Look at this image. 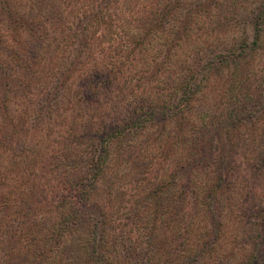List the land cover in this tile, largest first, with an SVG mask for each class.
<instances>
[{
    "label": "trees",
    "instance_id": "trees-1",
    "mask_svg": "<svg viewBox=\"0 0 264 264\" xmlns=\"http://www.w3.org/2000/svg\"><path fill=\"white\" fill-rule=\"evenodd\" d=\"M11 1L0 0V264H200L204 248L213 249L217 244L196 238L194 223L185 209L189 200L193 205L198 201L196 189L191 188L190 170L210 163L217 175L224 171L232 161L234 129L238 128L239 136L240 124L252 118L259 107L250 97L223 114L215 128L189 113L195 106L193 97L209 79H220L229 69L234 70V79L237 75L240 80L248 77L243 76L245 64L264 49V0H229L227 7L224 0H185L176 18L184 0H146V5L139 8L135 6L140 0ZM29 2L40 13L50 10L57 16L34 18L25 8ZM20 4L24 9L18 7ZM70 15L75 16L74 22ZM115 22L122 23L116 34L125 42L121 52L113 50L111 31L117 27ZM207 29L210 34L216 32L211 41ZM225 30L231 36L226 45L217 40V31ZM159 33L163 44L155 54L158 58L165 55L167 61L176 59L174 69L163 63L165 70L173 69V75L165 80L166 99L158 103L156 93L150 91L137 96L123 111L110 109L107 117L96 112L91 117L92 109L96 111L91 90L97 87L110 93L124 70L133 71L125 76L128 84L136 82L133 93L141 90L144 80L158 78L162 65L155 64V72L150 74L151 53L147 51ZM39 69L47 70L46 78L37 76ZM77 72V80H72ZM69 83L77 85L75 101L74 96L67 95L73 88ZM58 108H62V114H70L72 141L68 145L58 141L56 152L61 159L52 147L49 156L56 161L46 164L41 156L48 153L39 151L38 156L21 141L27 139L24 119L33 113L42 120L40 114L58 113ZM84 116H89L86 125ZM153 125L159 129L158 136L143 138L147 142H142L137 156H144L148 141H161L167 148L156 156L151 168L161 167L172 156L177 171L169 176L170 183L160 188L157 185V190H151V181L142 184L132 179L138 190L133 206H114L108 195L120 190L115 183L121 172L114 170L111 181L106 182L108 165H114L110 159L105 162L107 145L116 139L148 137V126ZM202 127L206 134L210 132L207 138L201 137ZM199 129V136H195ZM216 135L220 148L214 155L210 148ZM80 146H90L89 151L78 149L71 156L68 147ZM117 151L114 148L113 153ZM12 171L22 178L13 191L2 181L3 175L9 176ZM223 183L219 177L202 197V220L206 224L202 233L213 228L214 236L220 234L221 220L211 214V204L217 189H224ZM174 193L177 210L165 206L172 203ZM149 206L152 221L158 225L150 227L149 233L159 234L158 228L168 229L177 222L180 231L172 248L177 256L141 226ZM129 233L133 235L129 237Z\"/></svg>",
    "mask_w": 264,
    "mask_h": 264
},
{
    "label": "rangeland",
    "instance_id": "rangeland-1",
    "mask_svg": "<svg viewBox=\"0 0 264 264\" xmlns=\"http://www.w3.org/2000/svg\"><path fill=\"white\" fill-rule=\"evenodd\" d=\"M13 1L14 0H12L11 3ZM223 2H225L226 7L227 4L229 6V0H224ZM146 3V0L144 2L140 0L135 7H142L144 6V4L146 5ZM28 4L27 6H25V8L34 18L37 16L48 15L57 16V12L55 11H53L52 13L49 10L46 11L47 13L43 12L45 13L43 14L42 12L40 13L39 11H37L30 2ZM184 5L185 0L184 2L182 1L180 3L177 12L174 15L175 18L179 16L180 12H182ZM20 6L21 4L18 5V7ZM20 8H23V6H21ZM103 14V16H105V13ZM3 16H7L6 13H4ZM151 16H153V14H150L149 17ZM69 18H72L70 20L71 22H74L75 16H71ZM39 20L44 21V19L42 18ZM101 24L102 23L100 21L99 27H101ZM120 24L122 23L115 22V25L117 27L115 29L113 28L111 31L112 37L115 39L113 50H116L118 52L123 51L124 47H122V45H125L124 39H121L120 36H116L119 31L118 26ZM209 32V30L206 31L207 37L211 41L216 32L214 34H210ZM217 32L219 34L217 40L223 42L226 45V42H229V38H231V36L228 35V31L225 30L223 32ZM233 32L238 33L236 29H234ZM157 35L158 36H155V38L152 40V44H150V48L147 52L151 53L149 56L150 61H148L150 74L155 72V64L162 65V71L158 74V78L156 80H144L141 87V90L143 89V92L139 90L137 93H133L136 82L132 80L130 84H128V78L125 77L127 75V72H130L131 74L133 73L131 69L124 70L120 78L113 82L110 93L108 92L109 90H98L97 87L94 88L93 85H91L92 88H94V90H91L93 93V107L96 109V111H94L93 109L92 112L90 111L91 117L92 113L94 112L99 114L103 113L101 117H107L109 115L106 113V111L111 113L110 109L112 110V112L123 111L124 107H126L127 105L131 107L130 103L134 102V99L137 98V96H140L142 94L143 96H145L147 92L150 91L152 93H156L157 100L159 101L158 103L166 99L165 88H167V86L165 80L167 79V77H169L167 75H173V73L171 72L174 69V66L172 67V65L174 64L176 59L175 57H173L174 60L170 58L167 61L165 59V55L159 58L157 57L155 52H157L156 50L159 48L160 44H163L161 41L163 39H161L160 33ZM251 36L252 34L249 35V40ZM125 41L127 40L125 39ZM184 54L185 52L183 53V55ZM152 57H156L157 59L152 60ZM164 62L166 65L171 66L173 69L171 68L170 70H165V68L163 67ZM79 68L81 69L82 67ZM244 68L246 69L245 71L250 72L248 73V75H245L246 72L244 71L243 76H248L245 79L240 80L241 77L239 75H237L236 79H234L232 76L234 70L229 69L228 71L224 72L225 75L220 79L213 78L209 79L211 81L208 84L204 83L201 91L193 97V104L195 106L193 110H190L191 112L189 113L190 116L197 115V119H199L201 123L202 121L204 123H209V127L215 128L218 125V123L216 124V122L222 119L223 114L231 112L234 108L240 105V103L243 104L245 100L249 99L250 97L253 101L258 103L259 107L258 111L256 110L252 118L244 121L242 125L240 124L239 136L237 135L239 132L238 128L234 129V134L232 135L233 148L231 150L232 161L230 164L228 163L224 171L217 175L215 167L210 165V163L200 165L198 166V168L195 167L190 170V174L192 173L191 177L193 179V181L191 182V188H193V190L196 189V196L198 201L194 203V207L193 201L189 200V204L187 203L188 206H186L185 209H188V215L190 214L191 221L194 223L197 235L196 238L198 237L199 240L207 243L211 241L212 244H217V246L213 249H210V247L209 249L204 248V255L202 256L204 259L201 260L200 264H241L243 260L246 263L250 260V264H264V49L258 51L257 55L251 57V59L245 64ZM251 69L253 70L251 71ZM45 72H47V70L43 71L39 69L37 76L39 78L45 77ZM77 77L78 72L74 74L72 80L76 81ZM131 78L132 76H130L129 80ZM69 85L71 86V83H69ZM71 87H73L72 91L67 95L75 97L74 92L77 91V85ZM101 87L102 86H100V88ZM75 100L76 97L74 101ZM135 101L139 102V100L137 99ZM61 102L65 103L67 102V100H62ZM55 103H53V110H56L55 108L57 106V103ZM32 105L33 103L31 104V106ZM61 109L62 108H58V113L57 111H52V113L51 111H49L47 115L40 114V118L42 120L36 119L37 115H32L33 113L29 114V116H26V119H24V121L27 122L25 129V135L27 139H23L21 141L23 143L25 142L24 146H26V148H28L29 150L33 149L36 153L39 151L48 153L41 156V158L46 160V164H52L56 161V159L53 160V157L49 156V152L52 147L55 148V154L57 158L58 156H60L59 153L56 152L60 147L57 145L59 143L58 141L66 145L69 144V141H72V120L70 119V114H68V112L62 114ZM87 118H89V116H87ZM87 118H84L85 125L88 123ZM197 119L196 122H198ZM97 121L100 120L97 119ZM196 124L200 127L198 123ZM73 126H76V124H73ZM148 127H151V129L154 131L153 133H151V129H149L150 134L148 137H141L140 135V137L136 140H128L125 138L116 139L112 140V145H107L104 153L105 162L107 163V161L110 159L111 162H114V165H108V172L104 176L106 182L108 183L111 181L114 170H120L121 172L119 175L120 178L115 183L116 189L120 188V190L116 191L114 194H112V196L108 195L112 199V205L114 206H120L121 204H125V206L127 205V207L133 206L134 201H136L135 195L137 194L138 190L131 184L132 179L139 180L142 184L151 181V185L150 183H148L152 188L151 190H157V185H159L160 188L162 184L170 183L169 176H172L174 171H177V168L173 167L174 165H176V163L172 161V156L170 159L165 160L166 162H162L161 167L151 168V163L156 160V156L160 154L162 150H165L167 148L166 146L164 147L161 145V141L160 143L156 142V144L148 141L146 149L144 150L143 148L142 151V153H144V156H137L142 142L144 144L147 142H144L143 138L150 140L151 138H156L159 134V129L156 128V125ZM94 128H96V126H94ZM169 128L170 127H168V129ZM203 131L204 127L201 128V132ZM193 134L195 136H199L200 129ZM209 134L210 132L207 134L203 132V134L201 133V137L207 138ZM20 136H24V133L20 134ZM216 138H218L217 135L211 141L212 148H210V153L214 155L219 153L218 150L220 148L218 147L219 141H216ZM165 140H163V144L165 143ZM89 148L90 146H80L79 148L76 147L73 149L68 147V149L71 151V156H73L78 149L81 151L86 150L88 152ZM114 148L116 149V151L118 150L117 153H113ZM186 148H188V146ZM37 155L40 156V153H37ZM172 155L177 156V153L176 155ZM58 159L61 158L59 157ZM93 160L96 161V157ZM216 162L219 161L216 160ZM209 165L212 167H210ZM3 176L4 179L1 178L2 181L6 184L7 189L11 191L15 190L18 183L22 181V178L18 177L17 171H12L11 175L9 176ZM219 177H222L224 179V189H222L221 191L217 189L215 195L212 196L211 207L214 213L211 212V214L215 217L217 216L218 219L221 220L219 226L220 234L214 236L215 231L212 232L213 228L209 230L207 234L206 232L202 233V230L205 228L206 224L204 223L205 220H202L204 217V208H202L201 200L202 197H205L207 195L208 191L212 190V184H214V182H217ZM156 178H158L159 180L157 181ZM175 179L177 180V176L175 177ZM128 184L131 185L128 186ZM100 187L98 188L99 195H101L102 193ZM9 190H6L5 192ZM163 191L166 190L163 189ZM130 194L133 195L132 198H128ZM174 194V197H171L172 203H167L165 204V206L167 205L168 207L175 208L174 210H177V204L174 203V201H177V194ZM90 207L91 203L89 208ZM151 209L152 207L149 208V211H144L143 214L144 216H146V219L140 223L141 226L147 228L145 232L146 234L149 233L150 227L158 226L155 222L152 221ZM173 221H175V219H173ZM157 230L160 231L159 234H157L156 231L150 232L149 235L159 237V240L164 241L166 243L165 246L169 247V250L173 252V256H177V253H175L174 249H172L174 242H177V232L180 231L179 227H177V222L171 223L168 229L158 228ZM128 235L129 237H131V235L133 234L129 233ZM133 238H135V236ZM142 239L143 238H140V240ZM194 241L196 242V240Z\"/></svg>",
    "mask_w": 264,
    "mask_h": 264
}]
</instances>
